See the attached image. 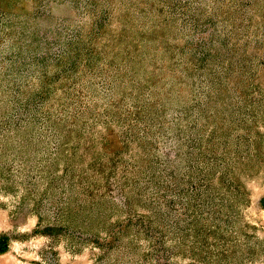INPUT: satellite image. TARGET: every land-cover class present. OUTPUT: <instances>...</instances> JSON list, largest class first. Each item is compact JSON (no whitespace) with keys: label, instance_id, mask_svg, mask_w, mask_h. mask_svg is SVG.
Segmentation results:
<instances>
[{"label":"rangeland","instance_id":"obj_1","mask_svg":"<svg viewBox=\"0 0 264 264\" xmlns=\"http://www.w3.org/2000/svg\"><path fill=\"white\" fill-rule=\"evenodd\" d=\"M0 264H264V0H0Z\"/></svg>","mask_w":264,"mask_h":264}]
</instances>
